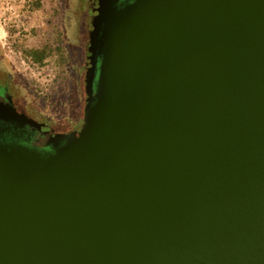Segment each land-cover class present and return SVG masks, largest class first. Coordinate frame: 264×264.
Wrapping results in <instances>:
<instances>
[{
	"label": "water",
	"instance_id": "obj_1",
	"mask_svg": "<svg viewBox=\"0 0 264 264\" xmlns=\"http://www.w3.org/2000/svg\"><path fill=\"white\" fill-rule=\"evenodd\" d=\"M97 2L81 127L0 145V264H264V0Z\"/></svg>",
	"mask_w": 264,
	"mask_h": 264
},
{
	"label": "flooded vegetation",
	"instance_id": "obj_2",
	"mask_svg": "<svg viewBox=\"0 0 264 264\" xmlns=\"http://www.w3.org/2000/svg\"><path fill=\"white\" fill-rule=\"evenodd\" d=\"M97 1H72L76 7L71 13L70 8L66 9L61 27V43L52 50L47 48L53 64L52 83L49 85L54 86L57 102L65 98L63 101L68 103L72 115L69 118L58 119L51 113H45L38 99L26 93L24 83L11 69L0 45V145L23 146L45 153L58 141L60 135L81 127L86 105L90 31L94 11L98 8ZM107 1L101 8L104 15L131 0ZM101 19L102 16H98L93 22Z\"/></svg>",
	"mask_w": 264,
	"mask_h": 264
},
{
	"label": "rangeland",
	"instance_id": "obj_3",
	"mask_svg": "<svg viewBox=\"0 0 264 264\" xmlns=\"http://www.w3.org/2000/svg\"><path fill=\"white\" fill-rule=\"evenodd\" d=\"M30 1L0 0V45L11 69L24 83L26 93L38 99L45 113L58 119L69 118L72 115L68 103L63 101L65 98L57 102L54 86L49 85L53 77L51 57L39 65L27 51L36 48L52 50L61 43L66 9L73 12L76 0H45L39 9H32Z\"/></svg>",
	"mask_w": 264,
	"mask_h": 264
},
{
	"label": "trees",
	"instance_id": "obj_4",
	"mask_svg": "<svg viewBox=\"0 0 264 264\" xmlns=\"http://www.w3.org/2000/svg\"><path fill=\"white\" fill-rule=\"evenodd\" d=\"M45 0H31L30 7L32 9H39L43 7ZM27 53L31 56L34 62L41 65L44 64L50 57V51L47 48L43 49H30Z\"/></svg>",
	"mask_w": 264,
	"mask_h": 264
}]
</instances>
